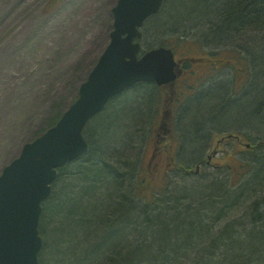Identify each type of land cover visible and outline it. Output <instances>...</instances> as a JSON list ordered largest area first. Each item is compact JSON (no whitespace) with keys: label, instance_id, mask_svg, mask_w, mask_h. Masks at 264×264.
I'll return each instance as SVG.
<instances>
[{"label":"rangeland","instance_id":"obj_1","mask_svg":"<svg viewBox=\"0 0 264 264\" xmlns=\"http://www.w3.org/2000/svg\"><path fill=\"white\" fill-rule=\"evenodd\" d=\"M117 1L0 0V174L21 153L25 143L54 125L77 99L80 85L87 79L110 41L114 22L112 8ZM151 22L146 23L143 29L142 41L147 46H157L171 35H187L191 42L198 39V30H191L187 21L178 23V29L161 33L155 32ZM259 38L257 36L256 42L242 43L244 47L236 50V42H227L228 49L218 52L220 58L233 57L232 63L239 72L234 70L233 65L216 61L213 59L215 56L210 60L202 58L208 57L209 53L205 50H211L208 48L210 45L201 49L198 44L182 43L181 47L176 48L179 59L190 54L198 59L185 62V69L177 83L159 88V97L153 94L154 104L149 124L144 126L145 139L135 143L140 148L142 181L137 194L142 202L144 199H156L158 191L169 180L173 189L197 183L196 186L207 185L214 178L215 182L222 181L234 191L252 179L256 168L250 170L253 163L250 164L249 159L254 156L257 147L254 144L264 141V118L252 114L264 97V65L261 53L252 52L249 55L247 48L250 46L252 50H260L259 45L264 41ZM189 47L192 50H186ZM238 51L250 56V61L239 60L236 56ZM255 63L260 65L256 72L253 71ZM253 76L259 77L261 81L257 80L258 83L249 87L254 82ZM225 82L231 85L229 92L228 87L222 85ZM149 88L152 86L133 90V100H142L140 97ZM242 96L244 99L241 101L235 99ZM217 98L226 104V108L220 106L219 110H215L214 101ZM120 101L106 106L100 118L105 121L113 111L119 109ZM202 101L207 103L208 109L206 107L204 110V104L199 106ZM210 111L215 114L210 120L213 119L220 127L210 129L204 125L208 124L203 122ZM94 118L87 124L84 135L88 141L99 143L102 133L93 124ZM194 118L198 125L195 131L190 128ZM206 131L207 143L202 154L195 159L197 162L203 160L201 172L186 175L177 170L175 164L178 161L195 169L197 163H190L187 158L188 155H195V144H185V141H199L200 135ZM228 134L241 135L243 139L230 138ZM208 155L212 156L210 164L207 163ZM243 165L250 172H243ZM254 201H261L258 210L262 211L263 223H259L263 225L264 173L258 187L243 193L238 199V205H231L220 221L212 225L215 232L234 219L244 223L246 229L253 230L250 220L252 209H255ZM51 224H58V221ZM244 234L240 232L241 236ZM46 236L50 238L54 235ZM56 240L58 242V238ZM57 242L53 241L52 244L49 239L44 251L45 262H52L55 258L52 247L58 245ZM258 251L261 253L253 255L250 264H264V243L259 245Z\"/></svg>","mask_w":264,"mask_h":264},{"label":"trees","instance_id":"obj_2","mask_svg":"<svg viewBox=\"0 0 264 264\" xmlns=\"http://www.w3.org/2000/svg\"><path fill=\"white\" fill-rule=\"evenodd\" d=\"M150 21L155 32L178 29V23L187 21L191 30H198L196 42L179 34L178 37L171 35L159 45L171 46L175 52L182 43L198 44L201 49L210 45L211 50H205L208 57L202 58L210 60L215 56L213 59L233 65L239 72L232 63L233 57L223 59L218 52L228 49L227 42H236V50L244 47L242 43L256 42L257 36L264 41V0H165L162 9L147 23ZM151 46L144 44L145 49ZM259 47L260 50H252L249 46L247 50L249 55L261 53L264 65V42ZM243 53L236 54L237 58L249 62L250 56ZM181 59L186 62L198 58L190 54ZM254 68L256 72L260 65L255 63ZM248 73L251 74L250 70ZM257 80L261 81L254 76L249 87L258 83ZM222 85L228 87L227 91L231 86L226 82ZM146 86L152 88L140 97L143 99L133 100L131 92ZM159 88L154 83L142 82L111 99L107 106L121 99L119 109L105 121L100 118L102 112L93 119V124L101 130V141H89L86 153L58 169L52 192L43 203L40 233L44 245L39 264H250L252 256L261 253L258 251L259 245L264 243V224L259 223H263L262 211L258 210L261 201H254L250 220L253 230L246 229L244 223L235 219L218 232L212 225L220 221L231 205H238L243 193L258 187L264 173V141L254 144L256 154L251 152L254 156L249 159L250 164L253 163L250 170L256 168L252 179L237 190L231 191L225 183L215 182L214 178L207 185L196 186L197 183L173 189L169 180L158 191V201V194L154 200L143 198L142 202L139 199L142 165L140 148L135 143L145 139L144 126L149 124L153 94L158 95ZM235 99L241 101L244 97ZM214 103L215 110L220 106L226 108L218 98ZM201 104L205 110L207 103L202 101L199 106ZM213 112L210 111L205 117L208 120L203 122H208L204 125L210 129L220 127L210 120L215 116ZM252 114L264 118V97ZM120 123L123 124L119 126ZM190 128L193 131L198 128L195 118ZM207 134V131L205 136L201 134L199 141H185V144L193 142L196 148L195 155L187 156L190 163L202 154ZM195 162L202 164L203 160ZM183 163L176 162V169L183 168ZM55 220L58 224L53 227L51 223ZM242 231L244 236L240 235ZM47 234L54 236L48 238ZM49 239L58 245L52 247L55 253L52 262H45L44 251Z\"/></svg>","mask_w":264,"mask_h":264},{"label":"water","instance_id":"obj_3","mask_svg":"<svg viewBox=\"0 0 264 264\" xmlns=\"http://www.w3.org/2000/svg\"><path fill=\"white\" fill-rule=\"evenodd\" d=\"M165 0H118L111 40L78 99L57 124L26 143L0 175V264H38L42 248L39 221L57 169L88 150L83 131L114 96L138 82H174L178 61L172 48L154 47L140 55L141 27ZM199 171V166L197 167Z\"/></svg>","mask_w":264,"mask_h":264},{"label":"bare ground","instance_id":"obj_4","mask_svg":"<svg viewBox=\"0 0 264 264\" xmlns=\"http://www.w3.org/2000/svg\"><path fill=\"white\" fill-rule=\"evenodd\" d=\"M254 77V76H253ZM248 82V81H247ZM251 83V80H249V84ZM181 162V161H180ZM249 163H251V162H249ZM246 166H248L247 164H246ZM202 168H203V164H201L200 165V172H201V170H202ZM243 168H244V170H248V168H245V166L243 165ZM181 171H183L186 175H191V174H199V173H195L194 172V168H192L191 166H187V165H185L184 163H183V168L181 167V169H180ZM139 203V202H138ZM42 215V214H41ZM42 250V249H41Z\"/></svg>","mask_w":264,"mask_h":264},{"label":"flooded vegetation","instance_id":"obj_5","mask_svg":"<svg viewBox=\"0 0 264 264\" xmlns=\"http://www.w3.org/2000/svg\"><path fill=\"white\" fill-rule=\"evenodd\" d=\"M168 85H165V86H162L163 88H165V87H167ZM219 166H221V165H219Z\"/></svg>","mask_w":264,"mask_h":264}]
</instances>
